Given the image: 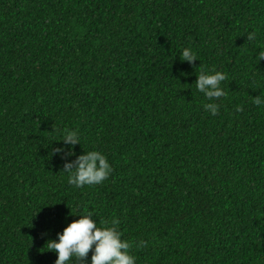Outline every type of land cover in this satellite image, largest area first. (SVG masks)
I'll return each mask as SVG.
<instances>
[{
  "label": "trees",
  "instance_id": "obj_1",
  "mask_svg": "<svg viewBox=\"0 0 264 264\" xmlns=\"http://www.w3.org/2000/svg\"><path fill=\"white\" fill-rule=\"evenodd\" d=\"M261 50L264 0H0V264H55L47 242L85 209L136 264H264ZM91 150L112 172L77 188L64 163Z\"/></svg>",
  "mask_w": 264,
  "mask_h": 264
},
{
  "label": "clouds",
  "instance_id": "obj_2",
  "mask_svg": "<svg viewBox=\"0 0 264 264\" xmlns=\"http://www.w3.org/2000/svg\"><path fill=\"white\" fill-rule=\"evenodd\" d=\"M247 39H254V34H248ZM181 55L182 62L193 64L198 60L190 48H185ZM262 59L264 50L259 51V60ZM226 79L227 74L224 72L215 69L202 70L195 84L199 92L213 100L225 96L221 84ZM252 100L257 106L264 105V95ZM204 109L215 116L219 112V105L207 103ZM61 142V146L53 149L55 153L61 157L75 155L74 149L80 143V137L75 131L70 130L64 133ZM63 172L69 173L68 183L79 188L84 185L101 184L110 176L112 166L103 152L91 150L77 156L74 161L67 160ZM94 215L85 209L83 214L79 215V219L73 220L57 234V239L47 242L48 250L56 253L55 264H73L74 259L81 264H136V257L130 251L133 244L123 239L119 220L112 219L97 224ZM136 246L143 247L145 244L141 241ZM90 251L92 254L89 261Z\"/></svg>",
  "mask_w": 264,
  "mask_h": 264
}]
</instances>
